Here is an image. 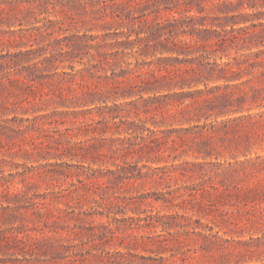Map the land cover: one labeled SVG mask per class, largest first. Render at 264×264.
<instances>
[{
  "label": "rangeland",
  "instance_id": "rangeland-1",
  "mask_svg": "<svg viewBox=\"0 0 264 264\" xmlns=\"http://www.w3.org/2000/svg\"><path fill=\"white\" fill-rule=\"evenodd\" d=\"M0 264H264V0H0Z\"/></svg>",
  "mask_w": 264,
  "mask_h": 264
}]
</instances>
